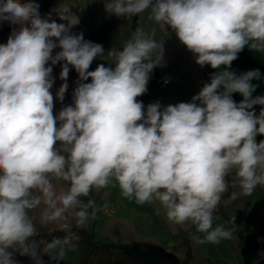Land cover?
<instances>
[{"label": "clouds", "instance_id": "clouds-1", "mask_svg": "<svg viewBox=\"0 0 264 264\" xmlns=\"http://www.w3.org/2000/svg\"><path fill=\"white\" fill-rule=\"evenodd\" d=\"M109 17L147 14L121 47L73 32L79 15L61 3L44 16L36 0H0V23L12 31L0 44V264H62L103 208L95 189L118 187L139 205L156 204L173 225L191 222L196 244L231 240L214 225L229 188L231 199L264 187V95L253 96L258 69L237 75L232 62L247 47L264 53V0H103ZM60 21V22H58ZM174 33L201 68L215 71L189 102L147 106L153 70L165 65V39ZM59 49L53 54L54 50ZM105 63L89 71L93 61ZM63 81L78 74L72 102L54 114L53 66ZM243 99L237 103L233 94ZM261 106L259 114L255 106ZM63 235L40 236L37 225ZM47 257L45 261L44 257Z\"/></svg>", "mask_w": 264, "mask_h": 264}, {"label": "rangeland", "instance_id": "rangeland-1", "mask_svg": "<svg viewBox=\"0 0 264 264\" xmlns=\"http://www.w3.org/2000/svg\"><path fill=\"white\" fill-rule=\"evenodd\" d=\"M40 5L41 0H36ZM63 4L69 6L80 18V26H76L73 32H83L86 40L92 41L93 35L90 31L98 27L107 43L108 49L121 47L123 42L129 38L136 27L150 29L153 24L146 19L147 14L127 19L109 17L104 10L103 0H62ZM61 3L55 0L54 8ZM60 22V21H58ZM101 26V27H100ZM156 39H165L163 67L156 68L170 75L173 84L167 88L160 89L156 83H148L146 94L138 97L145 106L149 103L159 101L162 105L189 102L193 95L197 94L202 87L205 77L201 67L195 63L192 54L179 43L175 34H170L166 29L156 26ZM12 27L7 22L0 23V44H3L2 32L9 37ZM92 33V32H91ZM96 34V33H95ZM98 34V33H97ZM100 34V33H99ZM107 49V50H108ZM59 49L54 50L53 54ZM106 51V50H105ZM105 63L96 59L92 63L95 70L98 64ZM61 71L60 64L53 66L55 83L51 89L54 96V114L62 106L72 102V92L78 74L70 70L68 77V90L65 94L63 104L55 100V93L63 81L59 79ZM155 74V69L152 75ZM233 188L224 196L232 193ZM99 198L98 205L103 208L108 204L107 213L101 210L97 214L95 222V240L100 242L128 245L134 249H141L147 253L158 254L164 258L171 259L176 264H261L264 261V187L255 190L252 195H239L224 210L219 205L214 213V225L223 224L226 228L231 227L234 218L236 232L231 240H223L219 244L193 243V236L203 234L196 231L191 222L184 225H173L169 223L156 204L139 205L134 199L129 200L120 195L118 187L93 190ZM239 193V189H234ZM73 227L75 222L72 221ZM40 236L53 233L57 230L56 225H37ZM243 237L249 238L254 244H247ZM255 242L259 246L255 245ZM190 253V254H189ZM15 259L19 264H31L27 256L17 255ZM47 261V257H44ZM62 264H81V249L77 248L69 252ZM90 264H97V258L93 257Z\"/></svg>", "mask_w": 264, "mask_h": 264}, {"label": "trees", "instance_id": "trees-1", "mask_svg": "<svg viewBox=\"0 0 264 264\" xmlns=\"http://www.w3.org/2000/svg\"><path fill=\"white\" fill-rule=\"evenodd\" d=\"M54 1L55 0H41L39 10L42 16L48 14L51 9H54ZM2 38H3V43H6L8 36H6L5 32H2ZM201 69L205 77L204 82H208L209 75L207 72V67L204 66ZM92 70L93 68L91 65L89 71ZM92 196L97 200V203H99V198L95 195L94 191L92 192ZM220 206L222 210L225 209L222 204H220ZM73 230L77 231L81 236V240L77 247L81 249V264H90L92 262L93 257L97 258V264H151L148 262H144L139 257L127 253L123 249L97 245L91 239L90 227H88L87 229H83V228L78 229L76 227H73ZM51 235H63V233L57 229L53 233H51ZM51 235L46 234L41 237L50 239ZM243 240L247 244H254V242H252L249 238L243 237ZM255 245L259 246L258 243L256 242Z\"/></svg>", "mask_w": 264, "mask_h": 264}, {"label": "crops", "instance_id": "crops-1", "mask_svg": "<svg viewBox=\"0 0 264 264\" xmlns=\"http://www.w3.org/2000/svg\"><path fill=\"white\" fill-rule=\"evenodd\" d=\"M36 2H38V1H36ZM54 3H55V1H54ZM79 26H80V30H82L81 24H79ZM90 34L94 36L92 38V42L103 45L102 42L105 40V36H103L101 31H98V27L91 30ZM103 47L107 51L108 45L106 42H104ZM206 67H207L208 75L210 77V74L213 73L215 70L212 69L210 66H206ZM255 69H258L260 71L261 76H260V79L252 81L253 84L257 85L256 90L253 93L254 97L264 95V53L253 52V51H250L247 47H245L244 50H242L238 54V58L232 62L231 68L229 69L230 71H234L237 75L244 73V72H247L249 70H255ZM160 76L168 77L171 79L170 75H168L164 71L161 72L160 70L155 69V74L152 75V77H151V81H152L151 83H153V85H154L156 82L155 81L156 78L160 77ZM203 83L204 82H202V84ZM172 84H173V80L171 79V83L169 86H171ZM242 99H243V97L240 94H238V93L233 94V100L235 102L239 103ZM260 108H261V106H259V105L255 106V111L257 114H259ZM256 139H257V142H259L260 140L264 139V136L258 135L256 137ZM259 188H261V187H257L256 190ZM231 191L234 192V189ZM231 194L232 193L228 194L227 196H224V198L221 202V204L224 206V208L228 207V205L233 202V199H231ZM235 200H237V199H235Z\"/></svg>", "mask_w": 264, "mask_h": 264}, {"label": "water", "instance_id": "water-1", "mask_svg": "<svg viewBox=\"0 0 264 264\" xmlns=\"http://www.w3.org/2000/svg\"><path fill=\"white\" fill-rule=\"evenodd\" d=\"M137 20V17H135V21ZM95 222L96 220L92 223L90 226V231H91V239L99 246H104V247H112V248H118V249H123L127 253L132 254L136 257L141 258L144 262H148L151 264H176L171 259L164 258L161 255L158 254H152V253H147L141 249H134L131 246L128 245H118L115 243H109V242H100L95 240ZM182 264H187V262H184ZM261 264H264V261H261Z\"/></svg>", "mask_w": 264, "mask_h": 264}, {"label": "built area", "instance_id": "built-area-1", "mask_svg": "<svg viewBox=\"0 0 264 264\" xmlns=\"http://www.w3.org/2000/svg\"><path fill=\"white\" fill-rule=\"evenodd\" d=\"M156 85L160 88V89H164V88H167L170 83H171V79L168 78V77H164V76H160V77H157L156 80Z\"/></svg>", "mask_w": 264, "mask_h": 264}]
</instances>
